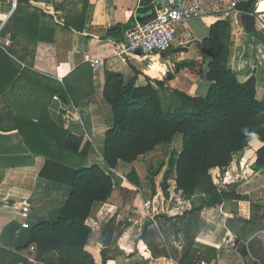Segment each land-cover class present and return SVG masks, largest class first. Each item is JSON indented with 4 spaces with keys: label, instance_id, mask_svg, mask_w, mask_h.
Returning a JSON list of instances; mask_svg holds the SVG:
<instances>
[{
    "label": "crops",
    "instance_id": "obj_1",
    "mask_svg": "<svg viewBox=\"0 0 264 264\" xmlns=\"http://www.w3.org/2000/svg\"><path fill=\"white\" fill-rule=\"evenodd\" d=\"M163 3V0H89L81 31L66 26L67 20L82 10V3L78 0H33L14 8L6 1L0 4V43L10 32L13 35L10 48L12 63L20 70H29L14 89H7L5 94H0V264H23L19 257L27 258L31 264H40L33 258L31 229L39 223L57 220L71 190L70 174L64 173V169L70 167L58 163L62 161L34 153L30 145L34 146L36 142L27 137L29 140L26 143L16 129L17 114L20 120L32 118L34 122L38 121L39 103L45 105L51 98V93L44 90V85L55 88L64 84L65 79L71 80L79 101H68L62 95H54L48 103L49 113L52 120L63 129L91 140L93 148L87 164L96 163L101 167L105 165L102 154L108 125L99 101L103 97L107 71L121 72L126 80H130L135 76V67L141 72L138 84H145L144 74L164 79L168 69H173L174 60H186L191 66L182 69L166 86L192 96L207 94L210 83L205 74V55L202 50L213 21L197 19L177 25L171 56L170 53L165 56L152 54L148 56L149 66L145 65L142 54H129L127 51L128 27L148 18L153 8H145ZM236 24L234 17L231 27L235 28ZM231 31L230 49H233L236 40L234 45L238 52L231 53L229 65L240 81H245L251 75L256 76L257 98L264 102V41L258 42L255 38L252 43H248V52L241 54L237 44L240 38V44L243 40H246L245 43L250 42L247 32L241 25L237 26L236 31ZM250 45L254 60L248 64ZM93 59L102 60V65L91 74L89 65ZM11 66L0 51V90L6 88L5 84L11 80ZM85 66L87 70L83 72ZM78 70L84 74L77 77L75 73ZM38 82L42 83L43 96H38L39 91L42 92ZM155 154L141 156L129 164L120 162L116 169L110 171L116 175L113 178L117 189L128 185L126 175L133 169L141 185L135 204L127 206L135 214H127V222L122 225L118 236L116 232H110L111 240L116 241L115 245L124 252L106 264H138L144 260L148 264H179L172 257H152L139 231L142 220L145 222L149 217L145 201H152L154 206L158 204L162 215L176 211L173 206L171 210L166 207V197L159 189L161 182L155 178L157 193L152 196L148 170L142 173V162ZM95 155H99V158L92 162ZM160 160L166 162L165 159ZM251 164L250 161L244 174L239 170L238 160L227 168L226 174L234 178L233 184H238L243 194L241 200L226 201L215 207H206L201 212L200 232L195 243L201 246V250L204 245L215 249L216 255L210 261L212 263L264 264V170L255 173ZM103 168L107 170L106 165ZM120 207L125 206H120V202L105 203L94 217L87 220L92 228L87 250L93 254L97 264L102 261L104 225L113 219L112 225L117 228L125 219L119 211ZM136 214L140 219L135 217ZM229 238L235 240V247L227 243ZM163 240L160 238L158 242ZM55 258L56 255L52 254L51 259Z\"/></svg>",
    "mask_w": 264,
    "mask_h": 264
},
{
    "label": "trees",
    "instance_id": "obj_2",
    "mask_svg": "<svg viewBox=\"0 0 264 264\" xmlns=\"http://www.w3.org/2000/svg\"><path fill=\"white\" fill-rule=\"evenodd\" d=\"M78 1L82 3V10L72 15L66 26L81 31L89 0ZM255 1L251 0L242 8L247 13L252 12ZM151 8L152 13L141 23L155 16V7L151 5L145 9ZM231 28L228 20L216 21L210 26L209 36L203 42L202 51L208 57L205 74L210 83L206 95L192 96L166 86L177 73L191 66L186 60L176 61L164 79L144 74L145 84H138L141 72L135 67V76L130 80H126L121 72H106L103 97L99 102L108 125L102 154L107 170L96 163L87 164L93 148L89 138L63 129L51 118L48 103L54 95H62L68 101H79L71 80L65 79L64 84L55 88L44 85L51 98L45 105L39 103L37 122L32 118L20 120L17 114L16 129L26 143L29 140L27 137L36 142L34 146L30 145L34 153L62 161L58 163L70 167L64 169V173L70 174L71 190L58 219L39 223L31 229L33 258L37 263L97 264L93 254L87 250L92 233L87 220L94 217L103 204L118 202L114 199L116 193L124 206L132 205L140 193L141 182L134 169L126 175L128 185L120 189L115 187V174L110 171L116 169L120 162L133 163L139 157L153 153L158 146L171 144L178 135H182L181 152L171 154L167 163L162 161L158 167L150 166L148 178L151 195H156L155 178L165 166L168 167L163 174L161 189L166 197V207L171 210L172 206L167 205L171 194L169 181L176 171V185L190 206L176 214L173 211L159 214L154 220L147 217L141 228V239L151 235L146 244L152 257H172L179 264L210 262L215 257L214 248L204 245L201 250V246L195 243L200 232L201 212L206 207L243 197L238 184L232 187L231 183H227L221 187L217 173L227 169L234 156L246 152L254 140L261 141L262 145L256 150L251 169L255 173L264 170V102L257 98L256 76L240 81L229 65ZM172 49L173 46L161 54L165 56ZM0 51L12 64L11 80L5 84L6 88L0 90V94H5L7 89H14L29 70L14 67L11 56L2 48ZM150 55L142 54L146 66L150 65ZM89 69L91 74L96 72L91 63ZM85 70L87 66L83 72ZM83 72L78 70L75 74L78 77ZM38 85L42 90L38 96H43L42 83L38 82ZM175 155H178L177 161ZM113 221L111 219L104 225L101 264L124 252L115 245L116 241L115 248H112L110 232L114 228ZM160 238L164 240L158 242ZM52 254L56 255L55 260L51 259ZM19 258L23 264H31L27 258ZM141 264H148V261L144 260Z\"/></svg>",
    "mask_w": 264,
    "mask_h": 264
},
{
    "label": "built area",
    "instance_id": "obj_3",
    "mask_svg": "<svg viewBox=\"0 0 264 264\" xmlns=\"http://www.w3.org/2000/svg\"><path fill=\"white\" fill-rule=\"evenodd\" d=\"M8 2L14 8L20 3H28L33 0H0V4ZM262 0H256L252 13L255 17L257 28L261 31L264 28V11H259ZM251 0H167L161 5L155 6V16L145 23L136 22L135 25L126 30L127 51L136 52L140 50L142 54H160L162 51L170 49L176 41V26L191 20L211 19L214 22L242 17L247 12L242 7L249 4ZM0 29V33H1ZM13 45V35L8 32L0 48L12 55L10 48ZM91 65L94 70H99L102 60L93 59ZM219 184V181H218ZM227 184V183H226ZM151 203L153 205H151ZM152 201H145L147 207L146 214L152 220L159 215L158 204ZM227 243L231 247L236 246L234 239L229 238ZM181 247V244L178 243ZM199 264H215L202 261Z\"/></svg>",
    "mask_w": 264,
    "mask_h": 264
},
{
    "label": "rangeland",
    "instance_id": "obj_4",
    "mask_svg": "<svg viewBox=\"0 0 264 264\" xmlns=\"http://www.w3.org/2000/svg\"><path fill=\"white\" fill-rule=\"evenodd\" d=\"M164 1V3L167 1V0H163ZM205 20H209V21H213V20H211V19H205ZM237 20V24H236V26H235V28L233 27V28H231L232 30H237V26L239 25H241V28H243L244 27V23H243V20H242V17H240L239 19L237 18L236 19ZM213 23H214V21H213ZM243 29H241V31H242ZM259 30V29H258ZM246 31V30H245ZM260 31V30H259ZM208 32H210V29H208ZM231 33H232V31H231ZM209 34V33H208ZM260 34H262V36H264V28H262V30H261V33ZM247 35H248V37H249V39H250V42H247V43H245L246 42V40H243V43L242 44H240L241 43V39L242 38H240L239 39V44H237V48L239 49V53L241 52V54L242 53H247L248 51H247V48H248V46H249V44L250 43H252L253 41H254V39L256 40V41H259L260 39H258L254 34H252V33H247ZM231 42H232V37H231ZM236 42V40H234V42H233V49H230V56L232 55L231 53H234L235 54V52H238V50H236V48H235V45H234V43ZM237 43H238V40H237ZM249 43V44H248ZM230 45H231V43H230ZM239 46V47H238ZM251 45H250V48H249V53H248V64H250L251 63V61L252 60H254L253 58V50L251 49ZM236 50V51H235ZM132 53H134V52H129V54H132ZM162 53V52H161ZM160 53V54H161ZM168 53H170V56H171V54H172V52L171 51H169V52H167V54ZM238 53V55H240ZM205 55V54H204ZM230 56H229V59H230ZM207 59H208V57H207V55H205V60H204V63L206 64L207 63ZM175 60H174V64H175ZM255 65H256V63H254ZM205 67V66H204ZM174 68V67H173ZM182 135H178L174 140H173V142L171 143V144H167V145H164L163 147H161L160 149H156L153 153H156L154 156H152V157H146L145 159H146V161L145 162H142V164H141V166H142V173L143 174H145V173H147V170H148V168L150 167V166H154V167H158L159 166V164H160V162H162L160 159L162 158V159H165L166 160V162L169 160V158H170V155L171 154H174L175 152L176 153H180L181 152V150H182ZM261 145H262V142L261 141H259V140H254L252 143H251V146H250V148L246 151V152H244V153H238V154H236L235 156H234V159H233V161L235 162L236 160H238V165H239V170H240V172H241V174H244V172H247V168H248V166H249V164H250V161L251 162H253V160L255 159L254 157H255V152H256V150L257 149H259L260 147H261ZM99 158V155H95L94 157H93V159H92V162H94V160L95 161H97V159ZM160 158V159H159ZM175 159H176V161L178 160V155H175ZM103 165V167H105V165L104 164H102ZM168 167L167 166H165L163 169H162V172L159 174V176H156V180L160 183H162V175L161 174H164V172H165V170L167 169ZM228 171V169H225V170H223V171H220V172H218L217 173V175H218V177H217V180L219 181V185L221 186V187H223V185H225L227 182H230L231 183V186L233 187L234 186V184H233V182H232V180L234 179H232V177L230 176V175H228V174H226V172ZM149 174V173H148ZM176 174V171H174V173H173V175H172V177H171V179H170V181H169V187H170V196H169V201L167 202V205L168 206H173L174 208H175V210L176 211H173L175 214L176 213H178V212H183V211H185L186 209H188L189 208V202H188V200H185V198H184V196L182 195V191L177 187V185H176V181H175V175ZM114 176H116V175H114ZM160 186H161V184H160ZM159 186V189H161L162 187H160ZM114 199L115 200H118V202H120V206H121V203H122V199H120V195L118 194V193H116L115 194V197H114ZM135 199H134V201H133V205L135 204ZM119 211L120 212H122V217H124L125 219H122V223L116 228V227H114L113 228V230H112V232H116L115 233V235L116 236H118V233H119V231L121 230V227H122V225H124L127 221V219H128V217H127V214H132V215H134L135 213H134V211L131 209V207H127V206H125L124 208H119ZM173 213V214H174ZM132 215H131V217H132ZM135 217H138L139 219H140V216L138 215V214H136V216ZM132 218H134V217H132ZM143 222L142 223H144V219L142 220ZM137 222V221H136ZM140 222V221H139ZM137 224H138V222H137ZM140 224V223H139ZM139 231H141V227H140V229H139ZM114 234V233H113ZM112 235V234H111ZM115 239V238H114ZM142 240H144L145 241V243H148L150 240H151V235L150 236H147V237H144V239H142ZM112 248H115V245H114V240L112 239ZM141 262H143V261H141ZM141 262H139L138 264H141Z\"/></svg>",
    "mask_w": 264,
    "mask_h": 264
},
{
    "label": "water",
    "instance_id": "obj_5",
    "mask_svg": "<svg viewBox=\"0 0 264 264\" xmlns=\"http://www.w3.org/2000/svg\"><path fill=\"white\" fill-rule=\"evenodd\" d=\"M150 14V13H149ZM242 20L244 23V29L247 33L254 34L258 39L264 41V37L260 34V31L258 30L256 23H255V17L252 13H246L242 16ZM137 54L141 55L142 52L140 50L136 51Z\"/></svg>",
    "mask_w": 264,
    "mask_h": 264
},
{
    "label": "bare ground",
    "instance_id": "obj_6",
    "mask_svg": "<svg viewBox=\"0 0 264 264\" xmlns=\"http://www.w3.org/2000/svg\"><path fill=\"white\" fill-rule=\"evenodd\" d=\"M264 11V0L261 1V4L259 6V11Z\"/></svg>",
    "mask_w": 264,
    "mask_h": 264
}]
</instances>
